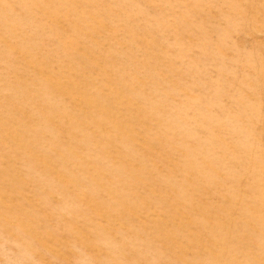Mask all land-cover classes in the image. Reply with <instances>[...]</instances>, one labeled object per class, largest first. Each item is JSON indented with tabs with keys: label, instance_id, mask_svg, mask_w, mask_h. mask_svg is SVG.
<instances>
[{
	"label": "rangeland",
	"instance_id": "rangeland-1",
	"mask_svg": "<svg viewBox=\"0 0 264 264\" xmlns=\"http://www.w3.org/2000/svg\"><path fill=\"white\" fill-rule=\"evenodd\" d=\"M0 264H264V0H0Z\"/></svg>",
	"mask_w": 264,
	"mask_h": 264
}]
</instances>
